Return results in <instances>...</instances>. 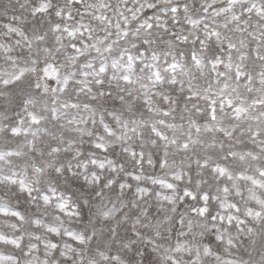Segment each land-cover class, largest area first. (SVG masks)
Masks as SVG:
<instances>
[{
  "label": "clouds",
  "instance_id": "obj_1",
  "mask_svg": "<svg viewBox=\"0 0 264 264\" xmlns=\"http://www.w3.org/2000/svg\"><path fill=\"white\" fill-rule=\"evenodd\" d=\"M256 7L0 0V264H264Z\"/></svg>",
  "mask_w": 264,
  "mask_h": 264
},
{
  "label": "snow or ice",
  "instance_id": "obj_2",
  "mask_svg": "<svg viewBox=\"0 0 264 264\" xmlns=\"http://www.w3.org/2000/svg\"><path fill=\"white\" fill-rule=\"evenodd\" d=\"M175 10H176V9H175V5H174V6H173V11H175ZM256 11H257V12L264 11V8L256 7ZM149 27H151V24H149ZM148 43H149V41H147V40L144 41V44H148ZM73 47H78V44H73ZM145 51H146V50H145V48H144L143 46H141V47L137 50V57H136L137 61L140 60L141 55H142ZM153 56H155V52H153ZM128 58L131 59V53H128ZM100 70L103 71V66H101V69H100ZM153 71L156 73L157 78H159V73H158V71H157L156 69H153ZM221 75H223V73H221ZM227 103H228L229 105H231V104H232V100H231V99H227ZM237 109L239 110V106H237ZM212 111H213V118H214V115H215V105L213 106ZM221 171H223V169H222ZM45 198H47V197H45ZM61 206H62V205H61ZM203 210H204V209L201 208V211H203ZM17 214H18V213H17ZM69 235H71V234H69ZM77 239H80V237H77Z\"/></svg>",
  "mask_w": 264,
  "mask_h": 264
}]
</instances>
